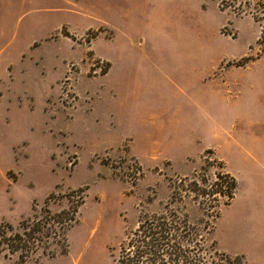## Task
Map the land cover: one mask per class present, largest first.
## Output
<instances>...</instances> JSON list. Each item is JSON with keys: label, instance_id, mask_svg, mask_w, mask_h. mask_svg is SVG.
Listing matches in <instances>:
<instances>
[{"label": "rangeland", "instance_id": "374dc122", "mask_svg": "<svg viewBox=\"0 0 264 264\" xmlns=\"http://www.w3.org/2000/svg\"><path fill=\"white\" fill-rule=\"evenodd\" d=\"M225 172L217 249L264 264V0H0V225L83 198L65 253L55 224L53 257L0 264H111L176 180Z\"/></svg>", "mask_w": 264, "mask_h": 264}, {"label": "trees", "instance_id": "16d2710c", "mask_svg": "<svg viewBox=\"0 0 264 264\" xmlns=\"http://www.w3.org/2000/svg\"><path fill=\"white\" fill-rule=\"evenodd\" d=\"M216 179L219 183L210 184L193 174L176 180L162 210L139 217L136 227L118 245L111 264H246L243 256H231L217 249L215 222L221 207L232 200L236 182L227 172L218 174ZM221 183L226 188L225 201L218 203L212 196L218 193L216 189ZM68 197L76 201L57 213L49 211V197L40 209V217L33 214L16 228L0 225V245L20 259L30 257L39 249L42 256L53 257L54 251L48 252L49 247L44 243L51 234L56 236L52 233L56 224L61 240L56 246L61 254L65 253L66 232L83 203L80 190L72 191ZM186 205L196 206V214L191 215Z\"/></svg>", "mask_w": 264, "mask_h": 264}, {"label": "crops", "instance_id": "0c3cea01", "mask_svg": "<svg viewBox=\"0 0 264 264\" xmlns=\"http://www.w3.org/2000/svg\"><path fill=\"white\" fill-rule=\"evenodd\" d=\"M225 253V252H224ZM231 255H236V254H231Z\"/></svg>", "mask_w": 264, "mask_h": 264}]
</instances>
